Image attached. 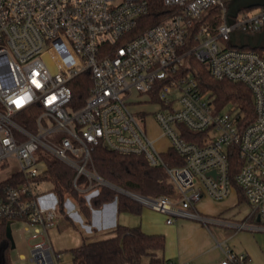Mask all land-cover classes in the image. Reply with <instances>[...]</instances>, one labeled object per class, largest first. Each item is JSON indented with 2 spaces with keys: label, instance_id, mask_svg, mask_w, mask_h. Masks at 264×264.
I'll list each match as a JSON object with an SVG mask.
<instances>
[{
  "label": "built area",
  "instance_id": "2783aa9c",
  "mask_svg": "<svg viewBox=\"0 0 264 264\" xmlns=\"http://www.w3.org/2000/svg\"><path fill=\"white\" fill-rule=\"evenodd\" d=\"M150 1L0 0V219L10 229L11 222H23L38 240L31 247L34 264H62L64 256L50 235L58 197L39 188L50 181L48 158L75 170L74 187L88 200L101 186L124 189L142 206L165 213L168 224L177 217L205 220L193 206L205 196L224 200L238 187L264 226V56L241 46L246 35L264 30V6L229 16L231 0H160L167 14L133 33ZM213 7L222 11L218 24L203 20ZM191 55L215 78L251 89V123L243 124L236 103L221 108L201 90ZM86 73L92 86L84 104L75 106L73 84ZM134 94L158 105L154 120L183 165L165 162L130 108ZM187 131L202 137L190 140ZM100 145L165 165L179 198L108 182L93 165L92 151ZM224 251L220 264H247L246 253Z\"/></svg>",
  "mask_w": 264,
  "mask_h": 264
},
{
  "label": "trees",
  "instance_id": "16d2710c",
  "mask_svg": "<svg viewBox=\"0 0 264 264\" xmlns=\"http://www.w3.org/2000/svg\"><path fill=\"white\" fill-rule=\"evenodd\" d=\"M257 7V6H255ZM249 7L246 9H252ZM168 8L160 0L150 1V10L146 17L140 20L133 33H139L149 25L158 23L165 16ZM221 8L213 7L206 13L203 20L212 21L215 24L221 21ZM264 56V45L252 47ZM189 62L194 76L199 82L203 92H208L212 98L223 108L228 103H236L239 107L241 120L244 125L251 123L255 118L254 99L251 89L241 82L217 79L208 68L194 58L189 57ZM92 86V77L89 73L81 75L73 84L74 105L84 104ZM184 135L190 140L199 141L202 136L192 131ZM164 160L169 165H183L184 158L175 150L168 148L163 152ZM93 165L96 170L107 180L128 190L148 196H166L170 199L179 198L178 191L169 181L165 165L151 166L143 155L123 154L108 149L102 145L92 151ZM238 161V155L232 157V163ZM48 178L52 182L53 191L58 197L60 213H66V202L72 198L77 204L83 217L90 221L94 209H100L107 203L116 202L119 212L131 211L141 213L143 206L132 198L117 192L107 186H101L98 194L89 200L85 193L74 187L73 179L75 170L67 164L48 158ZM240 196L246 199L242 189L236 187ZM12 241L8 236V224L0 219V264H12L9 258V250ZM166 248V236L162 233H147L140 225L128 226L118 224L113 230V235L101 239L89 240L84 238L81 245L71 248L74 264H142L148 259L150 264H161L165 261L163 256Z\"/></svg>",
  "mask_w": 264,
  "mask_h": 264
},
{
  "label": "crops",
  "instance_id": "0c3cea01",
  "mask_svg": "<svg viewBox=\"0 0 264 264\" xmlns=\"http://www.w3.org/2000/svg\"><path fill=\"white\" fill-rule=\"evenodd\" d=\"M230 2L229 7L232 6ZM244 9L246 8L241 10ZM260 34L261 32L248 34L245 36V41L247 43L261 42L264 45V36L261 37ZM162 138L165 137L162 136L159 139ZM165 142L166 147L160 148L163 151L169 146L167 139ZM47 199L49 198H43L44 201ZM203 200L223 204H218L216 208L210 210L201 204ZM242 201L248 204L249 209V213L244 217L240 216L241 212L237 209ZM192 210H197L206 219L177 217L173 224H168L167 215L154 210L157 212L155 216L159 217L158 220L146 218L136 225H140L147 233H162L166 236V248L163 253L165 260L189 264H220L225 257L224 248L229 246L236 252L246 253L247 264H264V226L258 215L253 214L248 201L244 197L240 199L237 190H233L221 201L205 196L193 206ZM66 213L69 217L61 214L67 221L66 224H55L50 230L52 241L54 238L57 242V247L54 245L55 248L64 253L62 264H74L69 250L81 245L84 238L92 240L110 237L118 224H126V221L121 222L122 212L118 211L116 202L94 209L89 221L83 217L75 201L73 203L68 198ZM242 222H246L248 227L239 228L235 225ZM66 240L67 243H65ZM142 264H150V262L144 259Z\"/></svg>",
  "mask_w": 264,
  "mask_h": 264
},
{
  "label": "rangeland",
  "instance_id": "374dc122",
  "mask_svg": "<svg viewBox=\"0 0 264 264\" xmlns=\"http://www.w3.org/2000/svg\"><path fill=\"white\" fill-rule=\"evenodd\" d=\"M145 100H148L147 96L138 97L137 94H134L132 97V101L130 103V108L132 111H134L141 121V123L145 126L146 124V130L148 131V134L151 138L156 139L157 146L161 149H164L166 147L165 145V138L159 139L163 135L162 128L155 122L153 118V113L155 110H157L158 105L155 102H146ZM141 101V102H140ZM149 101V100H148ZM43 191L52 193L53 192V185L51 181H44L39 186ZM71 201L74 203V200L70 198ZM205 208L207 209H214L217 207L218 204H223L220 202H206L203 200L201 203ZM241 212L240 216L244 217L249 213L248 204L245 201H242L241 204L238 206V208ZM157 215V212L154 211V209L143 206L141 213H135L131 211H124L121 213V222H125V225L128 226H134L136 223H140L143 219L146 218H153L158 220L159 217L155 216ZM128 221V222H127ZM66 220L59 212L58 217L56 219V225L62 223V225L65 223ZM122 224V223H121ZM11 226V231L14 239L15 246L11 247L9 250V258L12 262V264H34L30 258H31V247L38 241L31 238L32 233L25 231L24 227L25 224L21 221H14L9 224ZM54 245L57 247V242H55L54 238ZM68 241L66 240L65 243ZM68 256H70L69 251H67ZM72 264V263H71Z\"/></svg>",
  "mask_w": 264,
  "mask_h": 264
},
{
  "label": "water",
  "instance_id": "95a60500",
  "mask_svg": "<svg viewBox=\"0 0 264 264\" xmlns=\"http://www.w3.org/2000/svg\"><path fill=\"white\" fill-rule=\"evenodd\" d=\"M230 4L232 6L229 7V16H235L242 8H249V7H255V6H264V0H231ZM261 37L264 36V31L260 34ZM234 45H237L234 43ZM244 45H250L252 47H259L263 46L261 42L254 43L251 41L250 43L244 42L241 46ZM108 181V180H107ZM110 182V181H108ZM111 183V182H110ZM117 187L121 188V186L116 185ZM119 193L128 195V193L124 189H116ZM129 196V195H128ZM260 219V217H259ZM8 236L12 241V246H15L12 231L10 228H8Z\"/></svg>",
  "mask_w": 264,
  "mask_h": 264
}]
</instances>
